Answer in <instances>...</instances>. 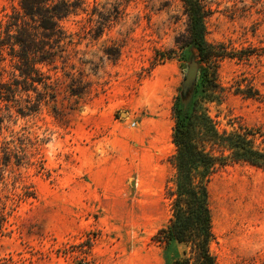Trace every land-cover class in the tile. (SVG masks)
I'll return each mask as SVG.
<instances>
[{
	"label": "rangeland",
	"instance_id": "obj_1",
	"mask_svg": "<svg viewBox=\"0 0 264 264\" xmlns=\"http://www.w3.org/2000/svg\"><path fill=\"white\" fill-rule=\"evenodd\" d=\"M82 1L42 66L55 98L27 116L2 105L0 264H166L153 239L172 215L174 108L193 57L195 89L204 66L216 80L220 101L203 105L218 129L264 148V0H202L206 39L228 53L206 65L181 0ZM21 2L0 0V26ZM209 189L218 264H264V170L231 164Z\"/></svg>",
	"mask_w": 264,
	"mask_h": 264
},
{
	"label": "trees",
	"instance_id": "obj_2",
	"mask_svg": "<svg viewBox=\"0 0 264 264\" xmlns=\"http://www.w3.org/2000/svg\"><path fill=\"white\" fill-rule=\"evenodd\" d=\"M181 1L189 17L190 44L200 62L206 65L226 57L222 45L214 46L206 39L209 13L202 0ZM82 6V0H22V12L0 26V112L5 104L7 111L15 107L20 115H31L48 98H55L51 77L42 66L55 63L64 51L70 37L60 22ZM200 76L190 102L179 99L174 108L175 174L173 187L167 191L172 215L153 239L163 247L166 264H218L212 251L216 241L209 189L212 177L234 163L264 170V148L257 146L252 131L218 129L203 105L220 101L216 80L206 66ZM38 85L42 90L38 91ZM31 91L38 93L36 101ZM200 92L206 94L200 96Z\"/></svg>",
	"mask_w": 264,
	"mask_h": 264
},
{
	"label": "water",
	"instance_id": "obj_3",
	"mask_svg": "<svg viewBox=\"0 0 264 264\" xmlns=\"http://www.w3.org/2000/svg\"><path fill=\"white\" fill-rule=\"evenodd\" d=\"M194 52L196 53L195 47H194ZM199 70H200L199 62L196 60L195 57H193L189 65L186 79L183 85V90L181 93L182 100L186 103L189 102L192 98L194 89L196 87Z\"/></svg>",
	"mask_w": 264,
	"mask_h": 264
}]
</instances>
